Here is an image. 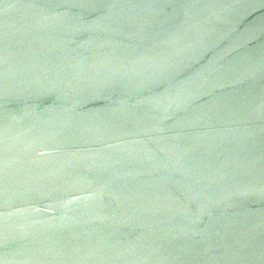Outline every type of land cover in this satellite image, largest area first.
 I'll return each instance as SVG.
<instances>
[{"label": "water", "instance_id": "1", "mask_svg": "<svg viewBox=\"0 0 264 264\" xmlns=\"http://www.w3.org/2000/svg\"><path fill=\"white\" fill-rule=\"evenodd\" d=\"M0 264H264V0H0Z\"/></svg>", "mask_w": 264, "mask_h": 264}]
</instances>
